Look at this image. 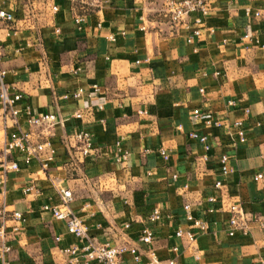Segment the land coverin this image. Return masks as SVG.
<instances>
[{
    "label": "crops",
    "instance_id": "1",
    "mask_svg": "<svg viewBox=\"0 0 264 264\" xmlns=\"http://www.w3.org/2000/svg\"><path fill=\"white\" fill-rule=\"evenodd\" d=\"M168 1L7 5L15 18L0 21L1 67L5 84L23 98L17 118L0 102V165L12 133L50 142L53 150L51 160L48 148L38 156L16 150L8 156L19 168L0 185L7 264H97L65 252L84 242L43 208L60 204L58 187L72 192L70 211L101 243L147 250L139 238L150 227V247L162 264H264V178L254 179L264 175V0H208L202 22L192 14L176 30L163 14ZM79 90L80 98L64 97ZM197 109L201 118L194 117ZM28 112L59 120L30 125ZM237 120L244 141L233 127ZM81 132L93 140L88 156L80 152ZM191 132L206 135L210 149ZM234 203L246 212L247 235L229 234ZM186 204L209 223L192 241L176 235L192 225ZM156 208L161 218L153 221ZM120 264L136 263L128 252Z\"/></svg>",
    "mask_w": 264,
    "mask_h": 264
},
{
    "label": "built area",
    "instance_id": "2",
    "mask_svg": "<svg viewBox=\"0 0 264 264\" xmlns=\"http://www.w3.org/2000/svg\"><path fill=\"white\" fill-rule=\"evenodd\" d=\"M14 0H0V21L7 23H12L14 21V13L8 8V4ZM208 0H169L167 6L163 10L164 17L168 19L170 26L173 30H176L177 27L186 23V18L192 14H198L196 19L197 22H202L203 18L208 15L207 9ZM53 10L56 11L57 7L54 6ZM77 22H81L80 19ZM196 33H199L196 31ZM6 76V70L1 67V52H0V102L2 108L5 111L6 115H11L13 118H17L20 114V109L18 104L21 102L23 95L20 92H13L5 84L4 78ZM82 90L73 92L71 94H65V98H80ZM230 104H234L233 101H230ZM249 112L248 110L246 113ZM81 114L76 115L77 118H81ZM195 118H201L202 114L197 109L194 111ZM58 117L54 113H27V122L30 125L34 126H49L52 127L58 123ZM207 123L210 124L211 121L207 120ZM215 126H220V122H214ZM233 127L236 131V134L241 141L245 140V130L243 127V121L237 120L234 121ZM191 137L198 139L201 143L204 144L206 149H210L207 144V136L199 135L197 132H191ZM77 138L82 143L80 152L83 156H88L91 154L93 148L92 137L85 132H81L77 135ZM46 148L50 150V155L48 160L53 158V150L51 148L50 142L46 143H34L27 133H12L10 139H8L3 147V154L5 159L1 162L0 165V185L5 183L6 174L9 170H18L19 165L17 162L10 161L8 156H10L13 151H22L23 153L29 155L38 156ZM160 153L167 158L166 151L164 149L160 150ZM128 155L124 153L119 157L120 161H127ZM228 160L227 156H222L223 161V174L229 172V168L226 165ZM43 168L47 167V163H42ZM176 178L177 176L174 175ZM264 178L262 173H258L254 179L256 181ZM222 185L221 181H216L215 186L219 188ZM28 191L31 190L29 187ZM58 194L60 198V204L58 206L54 205H44V209L49 211L55 218L64 220L66 222V227L68 233L72 234L78 241H83L84 243L80 246L78 244L72 245L65 249V252L72 255H81L87 262H95L97 264H120L123 256L126 253H131L136 264H162V260L158 257L157 253L150 246L154 241V231L150 227H144L142 229L139 240L146 245L147 250L141 251L135 246L127 245H110L108 243H101L93 239L89 235V229L87 225L82 221L81 218L77 217L70 211V204L73 199L72 192L69 189L58 187ZM212 206L208 209L209 212H213L214 204L217 201L216 197L211 196L208 198ZM186 211V219L192 222L191 228L183 229L178 228L176 235L178 237H186L190 241L194 240L198 232L204 233L207 231L209 223L205 218H195L191 213L190 204L184 206ZM14 218L21 219L23 214L20 212L13 213ZM161 218V213L159 209H155L151 219L153 221L159 220ZM228 225H229V234L231 236L235 235L237 232H240L244 235L249 234L250 225L248 219L246 218V212L243 206L239 203L231 204L228 208ZM129 225H127L128 227ZM11 252V246L6 243L5 237V224L2 223L0 226V264H7V258ZM146 258V259H144ZM168 264H176L175 259L167 260Z\"/></svg>",
    "mask_w": 264,
    "mask_h": 264
}]
</instances>
